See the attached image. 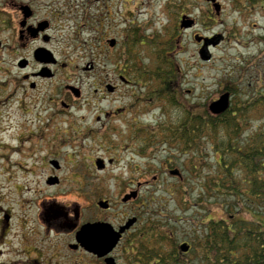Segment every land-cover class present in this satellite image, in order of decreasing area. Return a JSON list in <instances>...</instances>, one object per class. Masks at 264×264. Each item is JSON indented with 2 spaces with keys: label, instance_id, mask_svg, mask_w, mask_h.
<instances>
[{
  "label": "flooded vegetation",
  "instance_id": "af4514ba",
  "mask_svg": "<svg viewBox=\"0 0 264 264\" xmlns=\"http://www.w3.org/2000/svg\"><path fill=\"white\" fill-rule=\"evenodd\" d=\"M99 1L0 0V49L8 50L5 51L7 56H15V68L21 73L18 81L24 90L22 103L28 107L33 99L46 100L56 105L55 114L67 116L60 119V124L51 120V133L59 152L51 151V143L46 142L48 149L45 155L48 157H43L44 162L39 167L49 170L45 183L53 187L55 192L66 187L80 190L86 195L82 205L77 201L63 204L57 197L38 198L35 192L33 194V186H28L29 182L17 186L13 174L16 170L21 171L25 177L33 174L34 166H26L12 159L25 144L20 145V142L33 136H27V139L22 136L15 146L7 144V151H1L5 148L0 146V181L6 175L3 180L7 182L6 186L0 184V264H186L194 258L193 250L195 253H204L203 249L186 241L169 245L173 233H165L168 230L166 228L163 231V227L167 226L163 224V214L155 204V195L145 199L144 189L155 188L153 184L157 179L154 176L151 181L146 176L154 169L151 161H145L150 164L148 166L137 165L135 168L128 162L130 174L126 181H119L121 190L117 198L106 191L105 179H102V184L94 180L87 181L84 175L94 172L85 170V165H73L79 164L76 163L77 158H86L89 162V157L81 155L85 145L82 144L83 139L92 138L107 154L95 157L93 162L90 159L92 167L86 163L89 170L95 168V174H98V171L105 173L109 166L116 163L117 157L112 154L116 153V150H112L114 147L121 146L124 151H131L135 156L143 158L152 154L154 158L155 151L162 146L158 143L162 123L178 121L186 122L189 128L192 126V122H189L191 119L170 118L166 111L167 118H145L147 113L143 111L144 106L149 107L154 101L160 102L163 98L167 102L166 94L158 92L159 81L155 84L147 82L146 75L138 70L139 67L152 65L150 59L144 61L141 48L154 39L148 42L140 35L139 29L127 23L124 24L119 41L115 37H108L106 30L113 23H110L109 13L103 10V6L97 7ZM79 6L86 9L83 17L87 20L82 26L88 24L94 29H103L100 32L99 29L94 31L98 39L94 61L85 65L83 70L98 71L97 65L105 64L106 74L102 78L98 72L95 75L94 91L99 90L96 95L100 94L102 86L107 95L125 98L122 105L99 109L97 103L107 97L104 92L94 101L83 104L77 102L84 98L85 91L78 84V64L69 57L67 44L71 40L66 34V26L72 11ZM105 7L109 8L107 4ZM91 8L95 11L88 16ZM183 16L188 15L181 16V29ZM77 24L79 26L81 23ZM196 24L197 20L193 26ZM133 28L136 29L134 33L131 30ZM134 42L138 45L132 46ZM114 49H117L116 52ZM110 70L111 79L108 77ZM154 87H157V92ZM226 90L224 85L223 91ZM2 91L0 83V95ZM228 91L231 92L232 100L233 91ZM89 94V99H92L93 94ZM203 106L202 114L205 103ZM82 109L92 113V117L74 118V113ZM93 109H97V112H93ZM202 118V124L205 125V117ZM147 120L150 123L154 120V124H146ZM6 126L2 125L3 128ZM147 126L152 129L147 130ZM188 145L192 147L193 143ZM62 146L69 147L64 154L61 152ZM193 146H196L195 151L190 148L177 151L175 157L178 159L170 158L163 169H168L174 178H178L175 184L184 189H187L186 181L189 179L184 175L189 174L193 167L198 170L205 166V143L197 141ZM193 154L196 156L193 157ZM99 158L103 161L102 167L97 165ZM33 164L37 163L34 161ZM70 173L73 175L71 178L64 177V174ZM202 184L197 182L192 185L200 188ZM134 191L136 196L124 199ZM164 234H168L166 242L162 238ZM183 243H188L190 248L183 250Z\"/></svg>",
  "mask_w": 264,
  "mask_h": 264
},
{
  "label": "rangeland",
  "instance_id": "374dc122",
  "mask_svg": "<svg viewBox=\"0 0 264 264\" xmlns=\"http://www.w3.org/2000/svg\"><path fill=\"white\" fill-rule=\"evenodd\" d=\"M106 4L109 6L108 9H105ZM99 5H102L103 10L109 13L110 23H113L110 29L106 30L108 37H115L119 41L125 27L124 24L127 23L139 29L140 35L148 42L150 39L166 41L169 37L173 41H177L178 47L169 50L168 54L170 56L176 55V61L183 68L174 97L178 104L201 111L204 107L203 103H205V108H208L206 105H209L211 101L222 94L226 84L233 91L234 98L231 101L235 105L239 104V101L250 99L258 89L264 92V0H101L97 2V7ZM85 10L81 6L74 8V12L72 11V15H70L71 19L67 20L66 26V34L71 40L67 44L69 57L78 64V84L85 91L84 98L82 97L77 101L80 104L94 101L102 92L107 95L102 86L100 87V94L96 95L99 90L95 92L93 86L97 72L101 78L106 74L105 64L97 65L98 71L86 72L83 70L85 65L94 61L93 55L96 43H98L94 31L96 29H99V32L103 30L101 27L94 29L88 24L82 26L83 22L87 20V18L84 20L83 17ZM93 11H95L93 8L89 9L88 16L92 15ZM182 15H188L197 20V24L189 29H181L179 24ZM77 22L81 24L75 25ZM136 29L131 30L134 33ZM196 36L213 39V42L207 46L208 59L204 60L200 57L199 51L203 41H196ZM116 50L114 49L115 52ZM5 51L8 50L0 49V83L3 88L0 95V146L5 148L1 151H7V144L17 145L22 136L24 139H27V136H33V138L27 139L29 141L20 142V145L25 143L21 147V151L18 155L11 156L12 159L19 160L26 166H34L35 170L33 174L26 177L21 171L16 170L13 173L16 177L14 183L19 186L29 182L28 186H33V194L35 192V195L40 199L57 197L61 199L63 204H71L77 201L82 205L86 199L85 194L80 190L75 191L66 187L55 192L53 187H49L45 183L49 170L39 168L43 164L42 161L44 162V159L48 157L45 155L48 149L46 142L51 143L49 148L51 151L59 152L57 151L58 144L51 133V120L53 119L60 124V119L67 116L55 114L56 105L53 106L51 105L53 103L46 100L33 99L28 107L22 103V98H25L24 90L18 81L21 73L15 68V56H7ZM141 52L145 57V62H148L149 59L153 61L155 55L151 48L142 46ZM114 68L113 71L116 74ZM108 77L112 78L111 70ZM90 92L93 94L92 99H89ZM124 101H126L125 98H120L118 95L114 97V95L109 94L97 104L99 109H104L110 108L112 105H122ZM153 103L149 107H143V111L147 113L146 119L147 117L167 118L166 112L170 115V107L164 98L160 102L154 101ZM177 108L179 109V105ZM96 110L93 109V112ZM176 113L180 114V109L175 112V116ZM91 115L92 113H89L88 110L82 109L78 110L76 114L74 113V118L84 116L89 119L92 117ZM153 122L154 120L151 123L147 120L146 124H154ZM254 123L257 124L259 121L255 120ZM3 124L7 126L3 128ZM4 129L5 131H2ZM149 129L152 127L147 126V130ZM79 143L77 142V144ZM155 143L157 142L155 141ZM82 144L85 145L81 155L89 157V162L86 158L85 160L77 158L76 163L79 164L73 163V165H85V167L83 166L85 170L94 172V174L87 173L84 175L87 181L94 180L102 184V179H105L106 191L114 198L118 197L117 195L121 190L119 181H126L130 174L127 165L131 162L130 164L134 168L137 165L143 166L145 164L148 166L149 163L146 162L151 161L150 164L154 166V169L146 176L151 181L154 176H157V179L153 184L155 188L144 189L145 199L147 196L155 195V204L160 208L158 211L163 214V224L167 226L163 227V231L166 228L168 230H165V233H173L169 245H178L184 241L190 244L194 243V234L202 226V221L208 218L227 219L231 213H236V211L226 209L223 199H216L217 197L208 194L207 191L203 190L205 193L200 188H194L197 185L192 184L203 182L193 180L192 175L186 181L188 183L187 189L178 190L179 185L175 183L179 179L174 178L168 169L163 170L164 165L169 163L170 150L168 147L160 145L161 147L155 151L154 158L152 154L143 158L135 156L131 151H124L121 146L114 147L112 150H116V153L112 154L117 157L116 163L109 166L105 173L98 171V174H95L97 173L95 168L89 170L86 163L88 162V166L92 167L95 157L106 156L107 154L100 147V144L93 141L92 138L83 139ZM61 148L63 149V151L61 150L62 154L69 150L68 146ZM210 156L209 160H205V174L215 165L214 154L210 153ZM34 161L37 163L36 165L33 164ZM188 175H184V177H188ZM71 176H73L71 173L64 174V177L71 178ZM4 177L6 175L2 177L0 184L6 186L7 182L3 180ZM18 190L20 192V189ZM16 196L20 195L17 194ZM26 196H28L27 193ZM237 211L236 214L245 220L264 222V214H258L255 211L249 213L245 205Z\"/></svg>",
  "mask_w": 264,
  "mask_h": 264
},
{
  "label": "trees",
  "instance_id": "16d2710c",
  "mask_svg": "<svg viewBox=\"0 0 264 264\" xmlns=\"http://www.w3.org/2000/svg\"><path fill=\"white\" fill-rule=\"evenodd\" d=\"M175 42L171 37L166 41L151 40L146 46L155 55L152 65L138 68L146 75L147 82L155 84L159 81L158 92L167 96L170 118L192 120L189 121L191 128L186 122L162 123L158 142L169 148L170 158H175V152L181 149L195 151L193 145L197 141L205 143V160L213 153L214 167H210L207 174L205 166L198 170L193 167L187 178L193 176V180L202 181L200 190L223 199L228 211L237 213L245 205L249 213L264 214V92L258 89L250 99L239 101L237 105L232 102L221 114H212L205 108L204 115L192 107L178 104L174 97L183 68L176 61V55L172 58L168 54L178 46ZM137 45V42L132 44ZM226 89L231 88L226 84ZM177 105L180 114L175 116L179 110ZM203 116L205 125L202 124ZM255 120L259 123H254ZM190 142L192 147L188 145ZM178 188L184 190V187ZM236 213H231L227 219L208 218L201 222L193 244L204 253L193 250L194 258L186 264H264V222L245 220ZM166 235H163V241L168 239Z\"/></svg>",
  "mask_w": 264,
  "mask_h": 264
},
{
  "label": "water",
  "instance_id": "95a60500",
  "mask_svg": "<svg viewBox=\"0 0 264 264\" xmlns=\"http://www.w3.org/2000/svg\"><path fill=\"white\" fill-rule=\"evenodd\" d=\"M209 1H215V0H209ZM218 6V5H217ZM194 23V19L192 18H189V17H186L184 16L183 17V20L181 22V27H185V28H188V27H191ZM196 39L197 41H202L203 40V44L201 46V49L199 51L200 53V57L202 59H208L209 58V55H208V52H207V46L210 42H213V39H208L206 37H202V36H196ZM230 105V92L229 91H226V92H223L222 94L219 95V97L213 101H211L209 103V110L214 113V114H221L223 113L224 111H226L228 109ZM97 165L98 167H102L103 166V161L102 159H97ZM136 196V192H132L131 194H127L124 199H127V198H130V197H134ZM189 247V245L187 243H184L181 245V248L183 250H187Z\"/></svg>",
  "mask_w": 264,
  "mask_h": 264
}]
</instances>
